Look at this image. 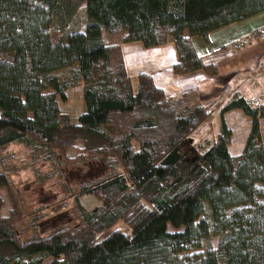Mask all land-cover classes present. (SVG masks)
Wrapping results in <instances>:
<instances>
[{"label": "trees", "instance_id": "16d2710c", "mask_svg": "<svg viewBox=\"0 0 264 264\" xmlns=\"http://www.w3.org/2000/svg\"><path fill=\"white\" fill-rule=\"evenodd\" d=\"M84 4V29H74ZM263 12L264 0H0V150L69 163L80 149L100 157L106 171L110 165L103 180L80 185L76 198L80 204L92 196L100 207L79 205L80 222L29 235L13 183L0 172L11 201L4 215L0 198V264H264L263 107L235 96L221 110L217 139L192 153L187 138L210 111L191 94L167 96L147 73L134 89L120 45L103 39L121 35L122 43L147 49L173 42L176 74L216 77L191 38L208 42L211 33ZM78 87L86 112L72 124L57 97L65 101ZM236 109L252 121L240 156L230 153L233 134L224 121ZM118 223L130 233H109Z\"/></svg>", "mask_w": 264, "mask_h": 264}, {"label": "rangeland", "instance_id": "374dc122", "mask_svg": "<svg viewBox=\"0 0 264 264\" xmlns=\"http://www.w3.org/2000/svg\"><path fill=\"white\" fill-rule=\"evenodd\" d=\"M84 10L85 4L73 19L72 27L74 29H84L86 20ZM54 32H56L55 26L52 29V33ZM121 38V35H103L106 44L115 43ZM251 43L253 42L243 45L247 46ZM125 53L127 54L128 51L125 50ZM66 74V71H63L60 73V77L65 78ZM253 82L257 83L254 88L251 87L247 78H237L235 80V92L239 91L240 95L248 99L249 102L253 99L259 100L262 104L255 103L254 105L261 108L264 105V79L255 76ZM136 88L137 83L134 81V89ZM65 95V101L57 97L60 112L67 116L72 124H78L80 116L86 112L83 88L70 89ZM232 98L233 94L232 96H223L206 105L211 115L202 126L187 138L186 144H189L190 152L193 153L194 149L199 144H203L206 139H217L221 129V110ZM235 146H241L240 136H238ZM32 154L31 150L18 147H7L0 150V172L6 173L13 183V191L16 194L17 206L20 211L21 228L25 233L28 232L29 235L31 229L35 231L40 229L41 233H45L54 226L67 224L75 219L78 223L81 221L78 217L82 215L79 205H82L88 212L102 205L99 200L92 196H82L79 198L80 204L76 202L80 185H90L103 180L109 173L110 165L106 171L100 157L93 160L94 158L86 156L83 150L77 149L70 152L72 162L68 163L64 159L55 157L47 161V154L35 159ZM80 156H84V158H79ZM0 198L5 202L3 208L5 215L11 208L10 197L6 189L0 188ZM114 230L130 233V228L123 223H118L109 233ZM170 230L174 231L172 228ZM213 244L218 247L219 238H214ZM49 263L50 259L43 262V264Z\"/></svg>", "mask_w": 264, "mask_h": 264}, {"label": "crops", "instance_id": "0c3cea01", "mask_svg": "<svg viewBox=\"0 0 264 264\" xmlns=\"http://www.w3.org/2000/svg\"><path fill=\"white\" fill-rule=\"evenodd\" d=\"M263 28L264 12L211 33L208 42L199 37L191 38L192 45L202 61L218 68L216 77H210L203 71L176 74L174 66L179 62V55L173 42L149 49L138 42L125 44L119 40L112 44L120 45L127 74L133 81L139 74H150L155 85L167 96L191 94L196 96L193 99L194 104L206 107L223 96L233 94V98L242 97L239 91L235 92V80L239 77L247 78L253 88L257 85L253 82L255 76L264 79V34L260 33ZM249 42L253 43L245 46ZM125 50L128 51L127 54ZM251 103L262 104L256 99ZM224 121L233 132L229 145L230 153L240 156L250 135L252 121L239 109L227 112ZM260 129L264 145V118L260 121ZM238 136L241 146H235Z\"/></svg>", "mask_w": 264, "mask_h": 264}, {"label": "built area", "instance_id": "2783aa9c", "mask_svg": "<svg viewBox=\"0 0 264 264\" xmlns=\"http://www.w3.org/2000/svg\"><path fill=\"white\" fill-rule=\"evenodd\" d=\"M260 33H261V34H264V28H263L262 30H260Z\"/></svg>", "mask_w": 264, "mask_h": 264}]
</instances>
